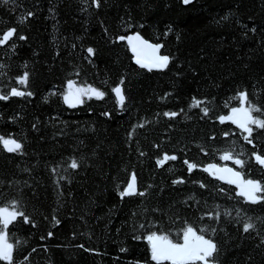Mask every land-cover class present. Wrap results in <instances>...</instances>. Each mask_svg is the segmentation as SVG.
<instances>
[{
  "label": "trees",
  "instance_id": "16d2710c",
  "mask_svg": "<svg viewBox=\"0 0 264 264\" xmlns=\"http://www.w3.org/2000/svg\"><path fill=\"white\" fill-rule=\"evenodd\" d=\"M81 7V0H15V4L9 0L7 5L0 4V29L16 26L28 37L26 42L12 38L16 51L0 46V64L10 65L0 69L8 73L0 77V90L14 84L12 77L27 62L31 73L28 90L35 93L32 97L0 101V134H12L25 145L24 155L10 154L0 147V203L13 197L21 199L27 214L37 224L32 227L21 219L10 226V234L15 233L13 241H22L14 252L17 264L143 262L148 256L147 244L132 239L131 220L133 212L140 211L141 200L137 197L121 201L114 181L115 177L126 179L133 169L141 187L149 183L155 186L143 206L149 209L148 216L159 221L165 230L175 232L185 219L197 226L203 223L223 228L215 236L221 264H264V248H257V241L241 236L234 223L224 219L217 224L206 216L200 220L204 211L215 210L216 205H220L221 211L233 209V217L235 207H243L252 217L264 216V206L245 205L242 200L238 204L217 194L215 187L234 186L216 181L200 170L189 176L182 165L185 152L178 151L180 160L169 162L163 169L155 168L154 160L149 158L157 154L153 143H159L161 151L170 153L184 147L187 158L200 163L213 158L201 153L196 144L209 151L226 146L228 138L219 134L228 129L218 122L201 120L198 109L190 113L192 119L182 115L169 121L159 114L186 108L193 97H215L218 107H223L227 98L244 85L249 92L256 85L259 93L264 79V44L258 41L264 40V32H249L248 39H243L236 20L249 26L254 23L258 29L264 26V0H193L188 6L180 0H102V6L91 8L89 13L81 12ZM27 10L34 11L35 16L24 25L18 24L17 17ZM225 14L228 20H221ZM129 17L132 28L122 24ZM101 23L108 28V37ZM169 26L173 31L165 36ZM135 31L153 43L163 44L161 54L172 53L176 63L162 72L140 69L132 60L126 41L111 42L115 34ZM81 43L84 48L92 46L98 50L92 63L84 59L87 53ZM77 70L80 75L72 78L100 87L106 92L103 100L93 98L74 108L65 105L58 95H50L44 101L50 91L62 90L65 78ZM121 76L126 77L122 87L128 107L117 114L110 88ZM169 92L172 95L165 96ZM106 110L110 117L101 115ZM140 118L149 123L133 129ZM37 122V129H33ZM169 123L174 125L172 129L168 128ZM129 131L134 132L133 139L127 137ZM213 131L217 138L208 140ZM243 143L238 140V144ZM137 148L147 155L140 157ZM73 155L84 156V166L74 173L69 170L71 183L61 181L62 187L57 188L53 183L56 178L47 165L61 162L62 158L66 164ZM220 163L233 166L230 161ZM25 168L30 171H23ZM177 175L184 176L187 183L173 187L171 179ZM246 175L258 177L259 172L254 169ZM10 180L27 181V185L21 184L18 192L15 183L9 186ZM193 180H203L208 189L199 188ZM191 193H195L199 206L196 201L180 203ZM153 207H159L161 212H151ZM165 212L167 215L162 214ZM175 212L180 220L173 224L169 217ZM53 215L60 224L51 219ZM137 221L143 222L139 217ZM49 231L53 233L51 237L47 236ZM41 236L45 239L41 240ZM81 244L95 251H84L78 247ZM121 248L126 251L121 252Z\"/></svg>",
  "mask_w": 264,
  "mask_h": 264
},
{
  "label": "snow or ice",
  "instance_id": "6c2138e0",
  "mask_svg": "<svg viewBox=\"0 0 264 264\" xmlns=\"http://www.w3.org/2000/svg\"><path fill=\"white\" fill-rule=\"evenodd\" d=\"M12 2L15 4V0H12ZM180 2L188 6L193 3V0H180ZM8 3L9 0H0V4L7 5ZM81 4V12L89 13L91 8L99 9L102 6V0H81ZM13 10L10 9V11ZM34 16V11L27 10L25 14L17 17V23L24 25L28 18H33ZM228 18V14H225L221 17V20H228ZM215 22L220 23V21ZM236 23L241 29L240 35L243 39H248L249 32L253 34L258 31L264 32V26L258 29L254 23L249 26L239 19L236 20ZM122 24L126 28L133 27L131 17L127 21H122ZM101 27L104 29L105 37H108V28L103 23H101ZM139 27H143V25H139ZM171 31L173 29L169 26L164 35L167 36ZM13 37H17L19 41L26 42L28 40V37L19 32L16 26H5L3 29H0V46H8L9 51L18 50L16 43L12 41ZM176 38L177 40L180 39L179 33H177ZM75 40H80V38L76 37ZM119 41H126L128 51L132 54V60L140 69L148 72L154 70L162 72L168 69L170 64L176 63L177 58L172 53L161 54V49L164 47L163 44L150 42L139 31L132 32L131 34H115L111 42ZM258 43L264 44V40L258 41ZM80 46L87 53L84 59L92 63L91 58L97 55L98 50L92 46L84 48L82 43ZM72 47L73 49L77 47L75 42ZM57 55H59V52H57ZM76 67L78 68V66ZM4 68H10V65L0 64V69ZM177 69H179V65H177ZM6 75H8L7 72L0 71V77ZM73 75L78 77L80 72L77 70L70 73L65 78L62 90L50 91L49 94L43 97L44 101L47 102L50 95H58L65 105L74 108L78 105H85L86 101L92 100L93 98L96 100H103L105 98L106 92L101 90L100 87L87 82H77V80L72 78ZM176 75L179 76L180 72L177 71ZM30 77L31 73L28 71L27 62H25L22 65V71L12 77L14 84L4 85L3 90H0V101H8L11 97L34 96L35 93L28 90ZM125 80L126 77L121 76L119 82L110 88L111 94L114 96V105L117 114L124 112L128 107V97L122 87ZM105 84H108L107 80ZM171 95L172 93L170 92L165 93V96ZM253 97H256V99H253ZM262 101H264V79L261 80L259 93H257L256 85H253L252 92L248 91L247 85L238 87L234 94L230 95L223 103V107H218L215 97L210 99L205 96L201 99L193 97L186 108H180L179 111H163L159 115L172 121L182 115L186 119H192L193 117L190 113L193 109H198L201 120L209 122L215 121L228 129L222 130L219 134L224 138H228L226 146L220 148L213 147L209 151L204 145L196 144V147H198L201 153L205 156L211 155L213 158L211 162L200 163L188 159L186 155L187 149L184 147H181L179 150H173L170 153L167 150L161 151V145L159 143H153L152 147L156 149L157 154L149 158L154 160L155 168L163 169L169 162H178L180 160L178 151L185 152L182 165L186 166L189 176L194 174V170H200L216 181L234 186V189L223 186L215 187L213 191L217 192V194L228 196L230 199L236 200L238 204L242 200L245 205L264 206V102ZM101 115L110 117L111 113L106 110ZM9 119L14 121L16 118L9 117ZM140 119V123L132 125L133 129L144 128L145 124L149 123L146 118ZM153 119L155 120L156 117L154 116ZM37 124L38 122L32 125L33 129H37ZM173 127V124H168L169 129ZM127 137L133 139L134 132H127ZM232 137L237 138L232 139ZM216 138L217 134L215 131L207 136L208 140H215ZM238 140H242L244 143L238 144ZM245 145H250L251 148H246ZM0 147L10 154H25L24 142L14 138L12 134H8L7 136L0 134ZM137 151L140 157L147 155L139 148H137ZM217 154L219 162L216 160ZM84 160V156L77 157L73 155L70 157V162L66 164L62 158L61 162L47 165L51 174L56 178L53 181L55 186L61 188V181L71 183L69 170H72L74 173L84 166ZM228 161L233 166H229L227 163H220ZM254 169L259 172L258 177L255 175H246V173H252ZM168 170L170 173L173 172L171 167ZM23 171L29 172L30 170L25 168ZM114 181H116V195L121 201H124L125 198L137 197L141 200L140 211H134L131 218L132 239L146 241L148 256L143 262L137 260L135 264H221L220 245L215 239V236L218 231H224L223 228H217L213 225L203 223L197 226L185 219L181 222V226L175 229V232L171 229L165 230L159 221L148 216L149 209L143 206L145 198L151 194V191L155 187L153 184L149 183L141 187L134 169L128 173L126 179L121 180L119 177H115ZM13 183L17 186L18 192L21 184L27 185V181H8L9 186H12ZM186 183L187 180L182 175H177L171 179V185L173 187ZM192 183L199 185L201 189H208V184L204 183L203 180H193ZM161 191H163V188H161ZM233 191L234 195H232ZM188 201H196L195 193L186 195L180 203L184 204ZM196 204L199 206V201H196ZM170 208H174V205H170ZM234 210L236 215L233 217V209L225 208L221 211L220 205H216L215 210L204 211L200 220L203 221L205 216L217 224L224 219L229 220V222L235 224L241 236L257 241V248H264V216H249L243 207H235ZM151 212L160 213L161 209L159 207H153L151 208ZM162 214L167 215L166 212ZM137 217L143 222H138ZM21 219L25 224L37 227L35 220L27 214L26 207L21 199L13 197L0 203V264H17L14 252L17 245L22 243V241H13L15 233L10 234V226L14 227L15 223H18ZM51 219L55 224H60L61 222L56 215H53ZM169 219L175 224L176 221L180 220L179 213L175 212ZM52 235L53 233L51 231L47 233L48 237ZM44 239L45 237L41 236V240ZM78 247L83 248L84 251H95V249L85 248L83 244ZM32 251L35 252L36 249L34 248ZM120 251L125 252L126 249L121 248ZM24 260L28 261L29 257L25 256Z\"/></svg>",
  "mask_w": 264,
  "mask_h": 264
},
{
  "label": "water",
  "instance_id": "95a60500",
  "mask_svg": "<svg viewBox=\"0 0 264 264\" xmlns=\"http://www.w3.org/2000/svg\"><path fill=\"white\" fill-rule=\"evenodd\" d=\"M151 42V41H150ZM153 43V42H152ZM229 166H231L230 164H228Z\"/></svg>",
  "mask_w": 264,
  "mask_h": 264
}]
</instances>
